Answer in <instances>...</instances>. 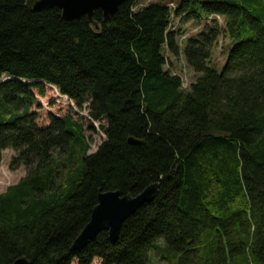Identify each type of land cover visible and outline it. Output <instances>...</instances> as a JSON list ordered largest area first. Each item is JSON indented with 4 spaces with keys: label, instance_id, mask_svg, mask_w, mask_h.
Wrapping results in <instances>:
<instances>
[{
    "label": "trees",
    "instance_id": "trees-1",
    "mask_svg": "<svg viewBox=\"0 0 264 264\" xmlns=\"http://www.w3.org/2000/svg\"><path fill=\"white\" fill-rule=\"evenodd\" d=\"M28 1L0 0V168L13 150L26 170L0 194V264H264V0H128L111 20L96 11L98 29ZM174 19L203 27L182 49L187 90L166 68L181 53ZM46 84L104 121L96 152L95 127L72 115L39 125ZM154 183L116 243L103 231L72 250L100 193Z\"/></svg>",
    "mask_w": 264,
    "mask_h": 264
},
{
    "label": "water",
    "instance_id": "water-1",
    "mask_svg": "<svg viewBox=\"0 0 264 264\" xmlns=\"http://www.w3.org/2000/svg\"><path fill=\"white\" fill-rule=\"evenodd\" d=\"M127 1L128 0H29L28 4L33 12L56 8L62 12L63 18L67 21H74L82 17H87L93 26L98 29L99 26L94 21L96 11H100L105 20H111L117 13L119 7ZM129 143L143 145L144 141L130 138ZM159 189L160 184L154 183L135 197L123 195L120 191L100 193L98 196V204L92 211L91 220L74 241L72 250L75 252L81 251L103 231L108 232L111 243H116L126 220L143 205L152 202L158 196ZM14 264H30V262L27 258L23 257L17 259Z\"/></svg>",
    "mask_w": 264,
    "mask_h": 264
},
{
    "label": "rangeland",
    "instance_id": "rangeland-1",
    "mask_svg": "<svg viewBox=\"0 0 264 264\" xmlns=\"http://www.w3.org/2000/svg\"><path fill=\"white\" fill-rule=\"evenodd\" d=\"M158 0H141L138 4L137 8H141L143 6L149 4H156ZM171 7H175V4L171 3ZM218 21L221 25H223V20L218 18ZM180 20L174 19L172 23V28L178 29L180 26ZM202 26L199 27L195 23H185L181 25L180 31L183 32V36L179 38V44L181 47V53L179 57H172L171 55H167L168 64L167 69H170L174 74L180 76L183 81V88L189 89V86L195 81L197 75L191 70L187 64L185 57L183 55L182 49L184 48L186 42L198 35V33L202 30ZM229 46V41L221 38L218 46L214 50L213 54V62L215 63V68L222 72L224 66L226 64V53ZM36 96L38 97L39 103L42 106L41 109L38 110L39 119L38 123L41 127L48 126L50 121V115H54L56 117H64L68 115H72L74 118L78 120H82L86 128H90L91 126L95 127L96 131H88L87 135L90 137L91 150L89 153H94L97 151L98 147L104 142L106 136L101 129V126L104 124L102 122L92 121V119L88 116V111H80L73 101H71L68 97L62 95L57 87L46 84V94L44 97H40L38 93L35 91ZM15 152L13 150H7L3 153V161L2 166L0 168V194L6 192L7 188L17 184L21 179L26 176V170L24 167H21L17 170H13L11 167L12 158L14 157ZM73 264H78L75 260ZM93 264H101L99 259H95ZM152 264H168L165 261H161L158 259V254L156 252L152 253Z\"/></svg>",
    "mask_w": 264,
    "mask_h": 264
}]
</instances>
